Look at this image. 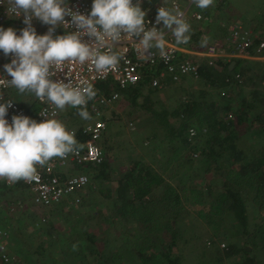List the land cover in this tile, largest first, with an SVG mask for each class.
Listing matches in <instances>:
<instances>
[{
  "label": "trees",
  "instance_id": "16d2710c",
  "mask_svg": "<svg viewBox=\"0 0 264 264\" xmlns=\"http://www.w3.org/2000/svg\"><path fill=\"white\" fill-rule=\"evenodd\" d=\"M223 3L224 0L217 1L215 8ZM256 9L260 11L258 14L264 15V4L257 5ZM206 11L210 15L211 9ZM3 28H12V24L8 22ZM203 32L210 33L201 26L190 34L191 41L200 45ZM232 61L234 65L230 67ZM236 73L241 76L240 82L235 79ZM263 80L264 64L259 61L242 58L225 61L224 58H217L211 66L201 65L199 86L191 90H180L174 103H159L158 96H154L158 89L153 88L148 79L125 88L122 96L130 105L147 111L153 118L152 123L166 130L160 146L174 143L177 148L167 155L161 153L164 161H160L159 165L133 161L119 178L116 202L111 204L122 222H138L127 230L131 231L128 232L129 236L135 240L128 237L119 248L106 250L104 244L99 247L94 236L83 231L63 239L61 254L70 259L71 264H77L78 260L82 264V261L90 257L91 261L96 259V264H264L257 257V251H264ZM247 85L251 90L246 97L242 92ZM101 88L105 94L109 93L108 83H104ZM140 98L142 103L138 104ZM247 122L251 134L255 130H260L262 134V137L255 138L248 145L242 139H250L251 136L242 137L239 130L240 125ZM190 125L206 127V132L198 134V144L192 148L194 152L199 151V166L204 174L215 171L219 174L217 180L221 185L206 180L201 186L189 187L186 194L178 178L174 183H167L162 175L165 171L162 165L165 164L167 168L175 160L183 159L177 155L187 150L190 142L186 141V134ZM253 125H257L255 130L251 129ZM154 128L152 126L148 132L150 137L156 135ZM85 138L86 135H80V141ZM104 143L98 142L102 152L108 147ZM257 145H261V148L256 149ZM188 153L186 157H190ZM241 157L246 161L235 165V161ZM174 167L179 170L185 165L179 162ZM81 170L92 180L102 182L109 180L111 165L104 158L99 163L84 165ZM179 174L180 170L172 178ZM15 189L25 191L20 182L7 185L0 180V192ZM86 202L83 199L82 203L86 205ZM187 204L203 208L189 210ZM59 207L63 208L64 205L56 206ZM193 213L209 227L208 238L213 237L210 244L203 246L204 242L202 246H193L200 252L195 257L179 247L197 243L201 238V231H198L195 224H183L186 218L192 220ZM236 224L240 230L228 234L229 227ZM220 237L227 238L223 248L214 240ZM240 239L243 240L242 244L238 242ZM252 241L255 243L254 248L251 246ZM74 244L78 246L76 251H73ZM247 245H250V250L246 248ZM176 248L179 249L178 253H174ZM43 258L41 256L40 260Z\"/></svg>",
  "mask_w": 264,
  "mask_h": 264
},
{
  "label": "built area",
  "instance_id": "2783aa9c",
  "mask_svg": "<svg viewBox=\"0 0 264 264\" xmlns=\"http://www.w3.org/2000/svg\"><path fill=\"white\" fill-rule=\"evenodd\" d=\"M68 6L83 15L91 11L92 0H67ZM139 3L141 10L146 13V28H162L163 25H156L155 18L160 7L183 13V19L191 25V33H195L203 24L210 23L211 14L201 10L192 4L191 0H133V4ZM70 22V17L65 18ZM10 22L12 29L17 35L25 28L23 16L16 18L7 15L6 4L0 2V27ZM149 22V23H148ZM37 35H45L50 26L43 25L38 20L32 21ZM66 31H75L74 28L57 27L53 36L66 34ZM164 31L165 53L161 55L158 50L152 49L145 53L137 47L134 39L122 38L120 42L111 45V51L120 57L117 65L107 72H97L91 62L83 65L65 63L60 69L54 70L52 79L56 82L70 83L73 88H86L91 86L95 91V97L89 100L86 109L91 119L77 125L67 124L63 118V111L56 110L46 100H41L32 94H19L15 88L7 83L11 77L4 71V65L11 62V55L5 57L0 51V79H6L0 83V102L11 101L13 106L8 109L6 119L11 123L13 115H24L42 122L44 118L60 121L66 130L73 135L77 142L76 151L64 158H53L43 167L37 166L36 178L31 181L20 180L27 194L31 197L33 209L49 208L56 205H65L68 208L77 207L81 202V196L92 187L91 178L81 168L87 164H96L104 159L102 149L99 147V140L105 133L111 110L114 104L122 98V91L130 85H135L143 79H148L151 86L158 90L179 83L183 78L198 80L200 77L201 65H213L217 58H242L260 59L264 51V39L256 32L245 28L238 23H231L227 26V34L221 41L210 40L207 32L200 35L201 41L207 39L206 46L197 45L192 42L177 45L175 38L168 30ZM83 41L90 42L88 37ZM138 42V40H137ZM108 51V48H101ZM235 79L241 81L240 74L236 73ZM228 81V79L226 80ZM108 83L109 93L105 94L101 88ZM116 87V88H114ZM221 94H225L221 92ZM26 97V102L21 98ZM65 109H76L66 107ZM77 110V109H76ZM45 112L43 118L39 113ZM115 113V112H114ZM113 113V114H114ZM231 117V115H228ZM129 127L135 129V124L129 123ZM194 130L195 134H190ZM80 132V133H79ZM206 127L190 125L187 130V140L193 141L199 133H205ZM80 135H86L80 141ZM192 158L197 153H191ZM7 185L15 184L3 180ZM22 207V201L16 200V208ZM5 205L0 202V264H22L21 258L9 247L10 231L2 226ZM9 210L13 211L14 206L10 205ZM47 215L40 216L37 222L48 223ZM224 247V244H221Z\"/></svg>",
  "mask_w": 264,
  "mask_h": 264
},
{
  "label": "clouds",
  "instance_id": "9594fccd",
  "mask_svg": "<svg viewBox=\"0 0 264 264\" xmlns=\"http://www.w3.org/2000/svg\"><path fill=\"white\" fill-rule=\"evenodd\" d=\"M6 4L7 15L23 16L25 28L17 35L12 28L0 27V51L5 57L11 55L4 71L7 81L21 95L29 93L46 100L56 110L76 108L82 119H91L86 105L95 97L91 86L73 88L70 83L52 79L54 70L66 62L83 65L91 62L97 72H107L115 67L119 55L111 51V45L122 38L134 39L137 47L145 53L152 49L165 53L164 31L168 30L177 45L190 41L191 25L183 19V13L160 7L155 18L156 25L146 28V13L133 0H92L88 15L73 11L67 0H0ZM197 8L206 10L215 0H191ZM70 17V22L65 18ZM50 26L45 35H37L33 20ZM149 23V22H148ZM74 28L66 34L53 36L57 27ZM88 37L90 42L83 41ZM138 40V42H137ZM207 39L201 41L206 46ZM108 48V51H101ZM13 102H0V180L18 182L36 178L37 166L43 167L53 158H64L76 151L77 142L58 120L46 119L39 113L42 122L24 115H13L11 123L6 119ZM190 134H195L190 130ZM78 250L76 244L73 251Z\"/></svg>",
  "mask_w": 264,
  "mask_h": 264
},
{
  "label": "rangeland",
  "instance_id": "374dc122",
  "mask_svg": "<svg viewBox=\"0 0 264 264\" xmlns=\"http://www.w3.org/2000/svg\"><path fill=\"white\" fill-rule=\"evenodd\" d=\"M217 1L219 0H215L213 6L209 7L211 9V21L209 26L212 30H215L218 36L210 38V40L221 41L222 35L224 33L227 34L225 28L231 23H238L245 28L253 30L259 37H264V15L261 16V13L258 14L257 12L260 11L256 9L257 5L264 4V0H224V3L219 8H215ZM208 32H210V30ZM181 83L180 85H170L165 89H160L154 96H158L159 103H174L177 96H179L180 90L197 88L200 81L185 80ZM250 88L251 87L248 85L244 87L242 94L247 97L251 90ZM26 100V97L21 98L22 102H26ZM141 103L142 99L140 98L138 104ZM138 107L139 106H131L123 96L114 104L110 112L112 114L109 117V126H107L105 134L99 141V143L105 142L106 146H108L103 154L104 158H107L111 165L109 180L102 182H100V180L97 182L91 179L92 187L81 196V202L77 207L68 208L64 205L63 208H56L57 205H54L49 208L33 209L31 197L26 191L15 189L13 191L0 192V202H3L5 205L1 224L9 229L11 235L9 247L12 252L16 253L21 258L23 264H71V260L61 254L63 239L72 235H77L83 231L93 235L95 238L94 241L97 242L99 247L104 244L103 248L106 250H115L119 248L121 243L124 245V241L128 237L135 240L133 236H129L131 231H128V233L127 230L129 227L138 224V222H122L115 212L113 204H111L116 202L115 194L120 186L119 178L126 173V170L131 165L130 163L133 161H142L149 164L156 163L159 165L160 161H164L161 153L167 155L177 148L174 143L166 147L160 146L161 140L165 139L164 135L167 133L166 130L157 124H153L152 122L154 121L152 116L144 109H138ZM62 118L67 124L71 125H77L86 121L78 115V110L73 111L71 109L63 111ZM130 122L135 124V129L132 130L129 127ZM152 126H155V137H150V134H148ZM248 126L249 124L247 122L239 127L242 137L248 138L251 136L250 139H242L246 141L247 145L250 144L252 140H255V138L262 137L260 130H255L257 125L251 127V129L255 130L252 134ZM196 139L189 141L190 143H188L187 150L177 155L181 156V158L183 157L182 160H175V162H172L173 165L170 163L167 168L164 167L166 166L165 164L162 165V168L165 170L162 175L167 183H174L178 178L184 185L186 194H188L189 187L201 186L206 180L210 183H218V186L221 185L220 181L217 180L219 178L217 177L219 176L218 173L212 171L208 175H205L203 169L199 166V156L192 158L191 153H194L192 146L196 147L195 145L198 144ZM260 148L261 145H257L256 149ZM186 152H189V158L186 157ZM195 152L199 154V151L197 152L195 150ZM249 157L250 156H248V158ZM244 161L246 160L241 157V159L235 161V165L238 166ZM179 162L185 165V167L179 169L180 174L178 177L175 176L172 178L174 174L179 172V170L174 167L175 164L179 165ZM83 199L87 200L86 205L82 203ZM16 200L22 201V207L16 208ZM10 205L14 206L13 211L9 210ZM186 206L189 210H199L203 208V206L200 205L190 206L187 204ZM43 215L49 217L48 223L46 224L37 222V219ZM191 217L192 220L186 218L183 224H195L198 231H201V238L197 243L193 242L191 245L186 244L179 247L182 250L184 249L186 254L190 253L195 257L199 255L200 252L197 248H193V246H202L204 242L203 246L210 244V240H212L213 237L208 238L210 235L208 231L209 227L205 226L202 220L197 218L194 213ZM257 217L260 219L259 216ZM258 218L257 220H259ZM238 228L239 226L237 224L229 227L228 234L235 230H240ZM214 240H216L217 243L219 242L218 245L223 248L221 244L226 243L227 238L220 237ZM238 242L242 244L243 240L240 239ZM253 242L254 241L251 242V246L254 248L255 243ZM246 247L249 250L251 248L250 245ZM174 250V253L179 252L178 248ZM49 253H52V255H49ZM257 255L259 259L264 261V251H257ZM41 256L45 258L40 260ZM46 256L48 257L46 258ZM91 259V257L86 258L84 262L82 261V264L97 263L96 259L92 261ZM78 261H76L77 264H79Z\"/></svg>",
  "mask_w": 264,
  "mask_h": 264
},
{
  "label": "crops",
  "instance_id": "0c3cea01",
  "mask_svg": "<svg viewBox=\"0 0 264 264\" xmlns=\"http://www.w3.org/2000/svg\"><path fill=\"white\" fill-rule=\"evenodd\" d=\"M208 24H210V23H208ZM207 31H209L210 30V33H208L207 35H209V37L211 38H214V37H216V36H218V34L215 32V30H212L211 28H210V26H206V24H203L202 25ZM208 27V28H207ZM212 31V32H211ZM214 31V32H213ZM223 37V36H222ZM221 38V37H220ZM225 59V61H229L230 59L229 58H224ZM250 60H254V62H256V61H259V62H261L262 64H264V51H263V53H262V58H260V59H257V58H255V59H250ZM233 65H234V62L232 61L231 63H230V67H233ZM192 81V79H190V78H183L179 83H177V84H173L172 86H175V85H180V84H182L181 82H183V81ZM196 82L198 81V80H195ZM187 90H189L188 88H187ZM218 95H216V97H217ZM66 110V109H65ZM64 110V111H65ZM71 110H76V109H71ZM113 125V124H112ZM109 126V125H108ZM105 134V133H104ZM103 134V135H104Z\"/></svg>",
  "mask_w": 264,
  "mask_h": 264
},
{
  "label": "water",
  "instance_id": "95a60500",
  "mask_svg": "<svg viewBox=\"0 0 264 264\" xmlns=\"http://www.w3.org/2000/svg\"><path fill=\"white\" fill-rule=\"evenodd\" d=\"M247 248V247H246Z\"/></svg>",
  "mask_w": 264,
  "mask_h": 264
}]
</instances>
